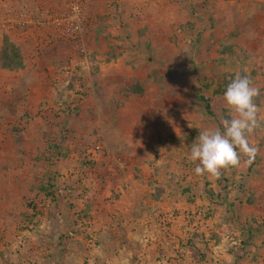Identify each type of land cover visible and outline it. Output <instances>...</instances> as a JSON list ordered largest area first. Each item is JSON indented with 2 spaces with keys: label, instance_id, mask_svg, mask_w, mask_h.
Instances as JSON below:
<instances>
[{
  "label": "crops",
  "instance_id": "1",
  "mask_svg": "<svg viewBox=\"0 0 264 264\" xmlns=\"http://www.w3.org/2000/svg\"><path fill=\"white\" fill-rule=\"evenodd\" d=\"M111 1L100 0V3L110 4ZM115 2L119 8L117 6V13L112 11V15L115 17L114 20L121 21L123 32L113 31L112 40L107 39L105 25L111 21L109 19L106 23L102 22L101 15L105 9H108L102 6L98 8L97 21L88 33L91 39L87 52L90 61L85 72L86 81L79 83L80 89L83 87L86 89L84 90L87 92L86 101H90L89 111L86 114V111L78 115V111L75 114L56 112L53 115L49 111L38 112L42 100L47 99L49 104L56 106L57 103H62L64 97L60 100L56 99L53 86L30 83L29 73L32 72L29 67L11 70L7 82L0 84V116L8 117L11 122L6 138L10 137L13 143L15 138L19 137L13 133L19 123L25 126L24 138L31 137L29 131L32 128L36 133L35 138L42 140L43 143L47 139L56 142L60 140L61 135L69 138L74 135L80 138L84 133L86 138H94L97 135L105 140L102 143L104 151L101 154H99L101 151L94 153L92 156L96 162L81 167L79 172L74 170L76 173L75 178L71 176L72 181L67 180V174L64 178H59V175H63L60 173L64 172V168L60 165L53 169L57 171L55 175L59 174L57 177L49 175L57 188L56 192L62 193L63 188L65 194L69 191L68 199L74 205L67 210L61 206L62 213L57 216L49 212L58 229L55 230L59 240H55L57 243L53 244L52 248L57 253L45 261L27 258L29 256L27 251L31 246L29 238L33 237L37 242L36 251L39 255L42 254L43 249L47 250L46 247L42 249L40 244L49 247L43 235L44 232L48 233L44 222L45 213L42 218L43 224L41 222L39 228H34L32 232L26 231V242L29 245L25 252L20 251L22 258L17 260L12 250L6 251L12 256H8L9 259L1 258L0 264H177L174 253L178 251L185 252L187 264H207L211 253L212 256H216V246L211 247L212 245L209 244L206 247L203 240L205 238L201 239V242L199 240L198 235L208 234L204 227L197 228L196 232L199 233L197 235H193V230L191 232L188 227L189 219L192 224L200 225L204 222L200 209L208 200L204 196L195 194L200 187V177L191 173L187 177L186 174L181 175V167L173 163L155 162L156 155L181 154L177 149L181 147L184 151L186 146H180L177 142L181 140L187 144L191 132H199L200 128L191 130L190 117L158 112L160 108L172 109L175 106L172 93L178 85H174L168 79V73L170 76L173 75L174 52L172 47L168 49V45L161 51L157 48L150 50L145 46L148 44L149 48L153 47V43L161 40L163 43H168L169 41L158 32L168 29V24H164V21L173 15L174 10L179 11L180 6H186L187 24L194 25L193 16L196 15L197 32H205L213 25L219 36L211 34L213 35H210L211 41L231 45L233 59L239 60L236 65L237 72L241 73L245 70V74L250 76L249 72L253 71L252 83L254 82L255 87L261 88L264 93V86H260L264 83L263 79L257 77L258 75L264 77V0H115ZM225 6H231L233 9V20L220 22ZM135 11L141 14L140 19L136 24H131V19L128 17ZM143 12H148L149 15H144ZM236 13L240 17L237 18ZM117 26L120 27L118 23ZM207 37L204 33L200 36L201 39L209 41L210 38ZM187 40L191 41V37ZM134 42L135 46H133ZM219 51L222 53L221 50ZM230 51L231 49L224 50V52ZM185 87L188 89V86ZM183 88L182 85L181 90ZM42 96L48 98L44 99ZM261 106L264 108V101ZM19 108H24L23 114L19 112ZM99 108L101 114L96 117L93 111L97 113ZM154 108L156 114L151 115ZM23 145L26 147L25 143ZM32 146L34 145H27L29 148ZM43 147L45 149L44 145ZM114 154L121 155L120 157L129 162L124 173L114 170L115 165L112 162V159H115ZM83 169L86 177L81 179ZM10 171L14 173L15 170ZM126 175L130 176L134 183V190L126 188L124 178ZM54 197L55 203L64 204L65 199L60 194H55ZM244 209H247L245 215L248 218L244 216L246 221L254 222L256 219L262 222L260 225L256 221L252 225L255 226L253 228L255 232L258 233L260 230L261 247L257 245L259 242L255 241V235L253 237L248 235L246 241L253 243L248 246L250 258L242 259L244 258L242 257L239 259L240 263L264 264V232L262 233L264 189H261L257 196H251L245 202L242 200V205L237 206L235 211L242 215ZM153 210L171 215V226L176 235L173 248L146 241L145 235L148 232L145 216ZM75 211H82L86 215L87 220L83 222L86 223L85 227L90 234L95 235L99 240L96 247L91 248L94 244L87 247L78 234L68 239L66 237L61 239L64 237L63 233L66 234L69 229L75 228L73 225L78 215H75ZM243 224L247 227L244 222ZM252 251L256 254L253 255Z\"/></svg>",
  "mask_w": 264,
  "mask_h": 264
},
{
  "label": "rangeland",
  "instance_id": "2",
  "mask_svg": "<svg viewBox=\"0 0 264 264\" xmlns=\"http://www.w3.org/2000/svg\"><path fill=\"white\" fill-rule=\"evenodd\" d=\"M86 1L89 4L88 19L91 26L90 31L97 21L98 8L103 6L108 9H103L104 13L101 15L102 22L105 21L106 23L109 19L111 21L105 25V32L108 34L107 39L112 40L113 37L111 36H113V31L117 32L120 30L123 32L124 27L121 26V21L114 20L115 17L112 15V11H114L115 14L117 13L118 4H116L115 0H112L110 4L106 2L100 3V0ZM185 7L186 6H180L179 11L174 10L173 15L164 21V24H168V29L158 32L160 36H164L163 38L169 41L168 43H163L160 39L162 42L158 41L155 44L153 43V47L149 48L148 44L145 46L150 50H155L154 48H157V50L161 51L168 45V49L172 47L174 52V57L172 59L174 63L173 77L168 73V79L171 83H174V85H178L172 93L175 106L172 109L160 108L161 111L158 110V112H160V114L174 113V116L179 117L182 115L190 117L192 122L191 130L199 128L200 130L205 128L212 129L215 127L222 128L220 120L227 115L223 93L227 84L234 78L235 73H237L236 65L239 63V60L233 59V47L228 48L231 49L230 52L220 53L219 50L222 44L211 41V36H213L211 34H217L216 36H219L216 29H213V25L205 32H197L196 15L193 16L194 18L191 16L195 21V23H193L194 25H188V22L185 21V18H187ZM222 13L223 18L220 22L233 20V9L231 6H225ZM143 14L149 15L148 12H143ZM139 15H141L139 11H135L133 13L131 12L130 16H127H129L128 19H131V24H136L140 19ZM208 15L207 13V16ZM235 16L237 18L240 17L237 13ZM117 23L120 27L117 26ZM109 28L110 30H108ZM217 28L219 27L217 26ZM227 30L228 29H226V32ZM202 33L208 36L207 38H210L209 41L211 42L207 39H201L200 36ZM34 37L29 35L24 41L15 40V43L19 42L18 44L21 43L22 45L24 66L29 67L32 74L35 73L34 75L29 73L30 83H44L45 85L53 86L55 88L56 99L58 98V100H60L64 97L62 103H57L55 106L48 103L49 101L45 99L48 97L42 96L45 100L39 103L41 107L38 106V112L45 111V113H47L49 111V113L53 115L56 112L75 114L78 111V115L80 112L86 111V114L87 111H89L90 101H86L87 92L84 91L86 90L85 87L80 89L81 87L79 85V83L86 81V71L80 68L79 62L86 59L89 66L90 59L88 58L89 55L87 52L90 48L88 44H90L91 39L89 38L86 42V54L83 55L73 51L69 46L60 41H53L42 37L37 39ZM189 37H191V41L187 40ZM135 45L134 42L133 46ZM156 61H159V59H156ZM248 70L249 69H247V71ZM10 72L11 70L0 67V84H5L7 82L6 79L9 78L8 74ZM245 73V70L241 71L242 75ZM249 74L251 81H253L251 75H254V72L250 71ZM257 77L262 78L264 82V77L260 75ZM258 82L260 85L261 81L259 80ZM182 85L184 86L183 90H181ZM185 86H188V89H186ZM253 86L255 85L253 84ZM260 86H264V83ZM262 101H264V93L260 88V95L256 98L255 102L260 109L259 118L261 120V126L256 128L249 137L250 143L256 145L259 151L251 162H247L248 158L242 156L239 167L222 170V174L219 178L211 177L208 174L203 176L196 175L193 170L195 164L192 163L188 157L192 144L199 142L198 131L194 133L191 132L189 140L187 141L188 145L181 140L177 142L180 143V146H186L184 151L181 147L177 149L181 154L174 156L161 154L160 156H155V162H170L177 167L180 166L181 175L186 174L187 177L189 173H191L192 175L200 177V187L195 194L202 197L204 196L208 201L207 203H203L202 209H200L203 213L202 215H204L202 217L204 222H202V224L200 223L199 226L204 227L208 234L205 236L198 235V237L200 242L201 239L205 238L203 240L206 247L209 244L212 245L211 247H213V245L217 247L215 249L216 256H212L211 254L213 253H211L210 260H208L207 264H241L239 259L242 257H244L242 259H249L250 254H248V252L250 251L248 250V246L253 245V243L250 244L251 241H246L248 235H250V237L255 235L256 240L255 238L254 240L258 241L259 243L257 245L259 248L261 247L259 241V236H261L260 230H258L259 232L257 233L253 229L255 226H252L257 220L255 219L254 222H250L249 220L246 221L247 219H245L244 216L247 217V215H245L247 209L242 211V215L237 214L235 211L237 201L235 200L237 199L236 195L240 194V200L245 202L249 197L257 196V194H260L261 189H264V183H262L264 182V108L261 106ZM19 109V112L23 114L24 108ZM93 112L97 117L101 114V108L98 109L97 113H95V111ZM155 112L156 109L154 108L150 114L153 115ZM42 115L44 116V114ZM0 117V125H2V127H0V248H2V250H0V259H9V252L12 250L14 252V258L20 260L22 258L20 257V251L25 252L24 250L27 249L29 245L26 242V231L32 232L34 228H39L41 225L40 223L43 221V215L46 213V220H44V222L46 223L48 233L44 232L43 235H45L47 239L46 243H48L47 245L49 247L40 244L42 249L46 247L47 250L45 251L43 249L41 251L42 254L40 253L39 255L38 251H36L37 242L31 237L29 238L31 246L27 251L29 252L28 259L45 261L52 258L53 255L57 253V251L55 252L52 248L53 244L57 243L55 240H59V238H57L58 235H56V230H58L57 226L53 220V216H51L49 212L57 216L62 213L60 211L62 209L61 206H64V210H67V208L71 209L72 206L74 207V205H72L73 203H70L68 199L70 197V192L68 191L65 194L64 188L62 193L56 192L57 188L52 185L49 175L57 177L59 174L55 175L57 171L53 169L60 165L61 168H64V172L60 173L63 175H59V178H64L68 175L67 180L72 181L71 176L73 175L74 177L76 171L79 172L81 167L89 166L96 162L92 157L93 155L90 156L87 154V149L92 147L96 142L104 143L105 140L97 135L94 138H86V134L84 133L80 138H76L74 135L70 136V138L69 136L61 135L62 137L59 136L60 140H56V142L52 139H47L43 143L42 140L35 138L36 133L32 128L29 131L31 137L27 138L25 136L24 138L23 130H25V126L19 123L15 130H12L15 135L19 136L17 139L15 138L13 143L10 137L6 138L11 128V122L8 120V117L4 115ZM171 142L172 140H170V143ZM24 143L26 147H24ZM27 145L34 146L29 148ZM176 145L179 146L178 144ZM103 151L104 147L99 154ZM113 156V158H116L121 155L114 154ZM112 162H114L115 166L113 168H115L114 170L117 172L115 159H112ZM125 162L127 164L129 163L128 161ZM46 167L50 168L48 169ZM10 170L15 171L12 173ZM82 172L83 176L81 179L86 177L84 176L86 173L85 169H83ZM108 177L107 174L106 178L108 179ZM53 181H55V179ZM223 184L226 186L225 189L221 187ZM40 185L45 187L43 188ZM218 188H221V195L216 196V198L214 194L217 192ZM55 194H60L61 197L65 199L64 204H57L54 202ZM54 207L56 208L54 209ZM74 213L75 215L78 214L77 217H75L76 222L73 225L75 228L69 229L66 234L63 233L64 237L62 236L63 238L61 239H65V237L68 239L78 234L80 238H83V243H85L87 247H90L92 244L94 245H92L91 248L96 247L99 240H97L95 235L90 234L85 227L86 223L83 221L87 220L86 215L82 211H75ZM155 213L158 216H160V214L163 215L167 222L171 224V215L169 216L168 213H160L156 210ZM233 214H236V220L233 219L235 217H233ZM243 222L246 224L247 228H245ZM239 223L244 227L239 226ZM258 223L261 225L262 222ZM192 225L195 231L199 227L197 226L196 228L195 224ZM189 229L192 232L190 227ZM263 232L264 230L262 233ZM82 234L83 236L81 237ZM4 245L6 246L4 247ZM59 252H61V250H59ZM5 253H7V255H5ZM252 254L255 255L256 252L252 251ZM74 258L75 257H73V259Z\"/></svg>",
  "mask_w": 264,
  "mask_h": 264
},
{
  "label": "built area",
  "instance_id": "3",
  "mask_svg": "<svg viewBox=\"0 0 264 264\" xmlns=\"http://www.w3.org/2000/svg\"><path fill=\"white\" fill-rule=\"evenodd\" d=\"M89 4L86 0H0V47L5 36L24 41L27 37L47 38L60 41L73 51L85 55L86 42L90 23L88 19ZM80 68L88 69L86 59L79 62ZM103 150V144L96 142L87 149V154ZM117 172L127 171V163L121 157H116ZM128 174V173H126ZM126 188L134 190L135 185L130 176H124ZM189 227L194 230L192 223ZM147 242L160 243L165 247H174L176 235L166 218L155 210L146 215ZM149 230V231H148ZM177 264H187L184 251L174 253Z\"/></svg>",
  "mask_w": 264,
  "mask_h": 264
},
{
  "label": "clouds",
  "instance_id": "4",
  "mask_svg": "<svg viewBox=\"0 0 264 264\" xmlns=\"http://www.w3.org/2000/svg\"><path fill=\"white\" fill-rule=\"evenodd\" d=\"M259 95L260 89L253 86L248 75L235 73L223 93L227 115L220 120L222 128L200 130L199 142L191 146L188 158L195 164L196 175L219 178L222 170L239 167L242 156L247 162L255 158L259 149L249 137L261 126L255 102Z\"/></svg>",
  "mask_w": 264,
  "mask_h": 264
},
{
  "label": "trees",
  "instance_id": "5",
  "mask_svg": "<svg viewBox=\"0 0 264 264\" xmlns=\"http://www.w3.org/2000/svg\"><path fill=\"white\" fill-rule=\"evenodd\" d=\"M228 48H230V46L222 45L220 50H221V52H224V50L228 49ZM22 49L23 48H22L21 44L15 43L12 40H10L8 37L5 36L3 38V42H2V45L0 47V67L3 69H6V70H17L19 68H23L24 67V59H23L24 53H23ZM52 185L55 186L53 183H52ZM41 187L44 188L45 186H41ZM221 187H222V189L226 188L225 184H223ZM220 189L221 188H218L217 192H215V194H214L215 197L218 195H221ZM214 196H212V197H214ZM236 197H237V199H236L237 206L240 207L242 205V201L240 200L241 195L237 194ZM233 204H234V202H233ZM233 213H235V212H233ZM233 217H234L233 218L234 220L237 219L236 214H233ZM197 226H199V225L195 224L196 228H197ZM239 226H242V224L239 223ZM242 227H244V226H242ZM245 228H247V227H245ZM193 231H195V229ZM197 234H199V233L196 231L193 232V235H197Z\"/></svg>",
  "mask_w": 264,
  "mask_h": 264
}]
</instances>
